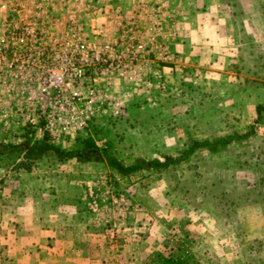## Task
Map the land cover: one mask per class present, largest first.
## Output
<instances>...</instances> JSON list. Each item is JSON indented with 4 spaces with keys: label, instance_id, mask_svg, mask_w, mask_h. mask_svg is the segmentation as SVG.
Returning a JSON list of instances; mask_svg holds the SVG:
<instances>
[{
    "label": "rangeland",
    "instance_id": "374dc122",
    "mask_svg": "<svg viewBox=\"0 0 264 264\" xmlns=\"http://www.w3.org/2000/svg\"><path fill=\"white\" fill-rule=\"evenodd\" d=\"M193 10L205 14L195 18ZM121 20L134 23L141 60H166L167 77L149 79V86L104 74L75 84L89 96V125L52 140L39 117L40 105L51 102L42 91L45 60H91L88 44L102 49L114 41ZM183 34L203 60L179 59ZM201 37L212 39L213 53ZM257 106H264V0H0V144L46 138L70 152L90 139L104 151L100 157L131 166L233 139L129 176L104 159L81 163L52 154L31 165L54 178V201L67 203V214L80 215L82 224L67 226L71 235L60 242L36 240L30 231L22 240L14 225L6 227L0 264H264V110ZM27 162L22 150L0 154L2 214L15 206L17 192L25 199L19 203L31 198L32 176L19 174ZM47 248L72 253H35Z\"/></svg>",
    "mask_w": 264,
    "mask_h": 264
},
{
    "label": "built area",
    "instance_id": "2783aa9c",
    "mask_svg": "<svg viewBox=\"0 0 264 264\" xmlns=\"http://www.w3.org/2000/svg\"><path fill=\"white\" fill-rule=\"evenodd\" d=\"M4 8L5 6H2V9ZM117 29L119 30L118 38L112 42H106L102 49L94 41L88 44L91 60H74L72 56L69 60H45L42 76L45 84L42 91L51 102L49 101L46 106L40 105L39 117L42 120L40 128L52 140L61 139V134L63 137L71 134L69 137L71 138L77 131L86 129L89 125L88 122L92 116L87 114L86 99L89 96L82 98L81 94L75 91V84L82 85L85 82L95 81L97 77L104 74L128 77L144 61L141 60L143 54L136 51L139 42L136 40L134 23L129 21L125 24L121 20ZM100 33L101 30H93L95 36ZM76 48L78 49V45ZM85 53H88L87 50ZM169 57L165 54L167 60ZM157 78L160 79L161 76L157 75Z\"/></svg>",
    "mask_w": 264,
    "mask_h": 264
},
{
    "label": "crops",
    "instance_id": "0c3cea01",
    "mask_svg": "<svg viewBox=\"0 0 264 264\" xmlns=\"http://www.w3.org/2000/svg\"><path fill=\"white\" fill-rule=\"evenodd\" d=\"M210 13V11H208ZM182 14V13H181ZM204 15L205 13L203 11H196L193 10V13L191 14L192 17L198 18L200 15ZM178 22V21H176ZM182 23V29L184 30L185 24ZM209 24V23H207ZM176 28L178 30V24L176 23ZM183 33V32H182ZM183 39L176 42V51L178 52V57L180 60H184L186 57V60H203V58H199L200 50L198 46L195 45V40L190 39L187 40L185 37L186 35L183 34ZM206 37V36H205ZM201 39V44L205 48H207L209 53L214 52V44L210 41L212 40L210 37L209 39ZM232 55L229 53V58L227 60H233L231 57ZM210 60V59H209ZM215 60V58L211 59ZM179 61V60H178ZM168 69L161 64V62H157L154 60H144L140 65L135 69V72L127 78L135 79L138 81H143L144 83H147V85L150 86V81H159L160 79H164L165 76L167 77ZM157 75H160L162 78H157ZM142 76V79L139 77ZM126 78V77H125ZM157 79H159L157 81ZM162 79V80H163ZM39 163V162H38ZM36 163V164H38ZM49 173V171H48ZM19 174L21 176H32L33 183V189L31 192V198H29V201H24L23 203H19L16 200L21 197V199L25 200L23 198V194L21 192H17V195L13 197L15 199L14 203L15 206L8 207V210L5 212V214H2L0 212V232H2L6 227L14 225V228L17 229L15 231V234L22 235L21 239L23 240L25 235H28L29 233H25L27 231H30L32 235H34L37 239L36 240H51L52 242L55 240V242H60L62 237L65 238V241H67V234L71 235L70 229H67V226L72 224H82L81 216H73L67 214V209H70V207H67L66 204H62L54 201L53 194L55 193V190L53 189L55 186L54 178L51 179L50 174L48 176L37 174L36 168L34 166L31 168L30 171H26L24 169H19ZM44 178V179H43ZM15 183V182H14ZM14 188L20 187L19 182H16ZM52 184V185H51ZM17 185V186H16ZM51 188V189H50ZM16 194V192H15ZM45 197V199H43ZM53 199H51V198ZM2 214V215H1ZM28 226H31L30 228ZM14 231V229H13ZM23 233V234H22ZM17 235H11L9 236L10 239H14L17 237ZM31 237V238H34ZM24 237V238H23ZM19 238V237H18ZM6 236L1 238V240H5ZM32 241H36L35 239H31ZM19 252L17 254L23 255V249L19 248L17 249ZM71 251V250H70ZM33 253V252H32ZM35 253L37 255L45 253V256H51L52 257H70L71 252L67 250V248H47V250L40 251L38 249H35ZM34 255V254H32Z\"/></svg>",
    "mask_w": 264,
    "mask_h": 264
},
{
    "label": "trees",
    "instance_id": "16d2710c",
    "mask_svg": "<svg viewBox=\"0 0 264 264\" xmlns=\"http://www.w3.org/2000/svg\"><path fill=\"white\" fill-rule=\"evenodd\" d=\"M264 110V106H257L256 107V112L260 113L261 111ZM252 132H249L248 134L245 135H237L235 139L241 140L248 138ZM233 140L232 138L229 139H222V140H217L214 144H211L209 142H204V143H197L194 144V146L187 152L184 153V156L181 158L177 159H170L166 162H160L158 160L145 163V162H138L134 165L131 166H124L122 165L116 158L106 156V158L100 157L102 152H104L102 149H100L96 144L90 140L86 139L83 141V148L80 151H70V152H65L61 150L58 146L51 144L48 142V139L44 138L41 142H37L33 145H20V146H14V145H8L6 146L5 144H0V154L5 153V152H14L17 150H22L24 152L25 159L28 161V164H25L26 166L22 167L21 169H24L26 171L31 170V165H34L43 159H46L48 156L52 155L54 157L60 158V159H66V160H71L75 159L81 163H88V162H102L103 159L106 161V164L108 165L109 168L112 170L116 171L122 176H129L137 171L143 169L144 167H150L151 169H162V168H167L172 164L179 163L183 161L188 153L190 151H193L196 148H212L215 145H225L231 142ZM8 150V151H7Z\"/></svg>",
    "mask_w": 264,
    "mask_h": 264
}]
</instances>
